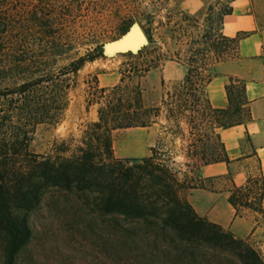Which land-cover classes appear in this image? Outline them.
I'll use <instances>...</instances> for the list:
<instances>
[{"label":"rangeland","instance_id":"obj_1","mask_svg":"<svg viewBox=\"0 0 264 264\" xmlns=\"http://www.w3.org/2000/svg\"><path fill=\"white\" fill-rule=\"evenodd\" d=\"M11 1L26 9L25 23L20 28L16 24L15 37L21 36L32 52L26 67L0 73V103L6 101L1 95L7 89L38 77L34 67L39 63L56 73L79 57L101 54L95 61L86 62L75 78L71 76L70 83L75 87L69 93L67 110L57 125L44 124L36 129L30 146L32 153L51 157L59 149H68L66 155H71L81 145L87 128L98 119L101 105L96 103L98 98H90L89 93L96 94V86L111 90L120 85L123 78L124 85L143 91L149 105L161 108V115L149 128L113 131L115 158L140 159L149 156L150 148L155 147L173 157L174 167L185 172L189 169L184 165L187 161L184 154L190 144L198 143L200 151L212 150L213 140L207 138L214 137L213 117H203V121L190 125V111L178 118L169 115L163 102L173 105L175 97L186 93L180 86L182 80L160 85L149 72L160 71L172 62L185 65L187 73L194 71L187 59L196 54L194 49H197L206 50L205 75H211L221 14L231 7L233 0ZM250 2L258 23L264 26V0ZM35 10H41L43 14H36ZM181 12L189 14L191 21L182 22ZM135 23L148 37L142 52L108 54L107 44L121 38ZM188 25V34L183 36L179 28ZM125 27L128 30L123 34ZM204 32L208 34L209 44L192 46V39L196 40ZM153 61L159 64L158 68L150 67ZM195 95L205 107L201 92H195ZM238 97L245 103L238 93H234L232 109ZM233 119L245 121L246 109ZM27 218L32 235L17 264H240L226 253L187 244L171 233L157 231L151 221L101 215L95 211L92 196L87 193L51 190ZM244 240L259 252L264 262V235H250Z\"/></svg>","mask_w":264,"mask_h":264},{"label":"trees","instance_id":"obj_2","mask_svg":"<svg viewBox=\"0 0 264 264\" xmlns=\"http://www.w3.org/2000/svg\"><path fill=\"white\" fill-rule=\"evenodd\" d=\"M42 12L35 10L36 14ZM231 12L229 7L221 14V23ZM26 15L22 4L15 6L11 0H0V73L26 67L30 62L32 51L21 36L15 37L16 24H19L18 28L22 27ZM179 15L184 23L192 19L187 13ZM194 23L198 24V21L194 20ZM187 27L189 25L179 28L183 36L188 34ZM219 29L214 62L235 57L241 39L246 36L239 34L227 38L222 35L221 26ZM127 30L125 27L122 33ZM196 38L190 42L192 46L209 44L205 32ZM205 51L194 49L196 54L188 57L187 62L194 71H189L180 83L186 93L175 97L173 105L163 102L164 108L176 118L190 111V125L203 121V117H213L217 129L244 124L249 119L248 114L245 121L233 119L244 110L245 103L240 102V97L232 109L234 93L244 99L245 84L242 81L234 80L227 85V109H213L206 100L202 107L200 97L195 95L211 80V75H205L208 66ZM100 56L79 57L56 73L39 63L34 67L39 74L36 79L24 81L1 95L6 101L0 103V264H17L32 235L27 217L51 190L87 193L92 196L95 211L101 215L151 221L157 231L171 233L181 242L226 253L240 264H264L259 252L247 240L198 217L186 199L190 190L204 188L196 177L199 167L227 160L221 145L211 151H200L198 143L190 144L184 154L187 159L184 165L189 169L185 172L174 167L173 157L155 147L150 149L149 156L140 159L114 157L113 131L150 127L161 115V108L149 105L140 88L124 85V78L111 90L94 87L98 96L89 93L90 98H98L96 103L101 105L98 119L87 128L81 145L71 155H66L68 149H59L51 157L30 151L32 136L40 125H57L61 121L69 106V93L75 87L70 83L71 76L75 78L86 62ZM158 66L153 61L150 67ZM236 84L239 85L237 88L234 87ZM228 201L236 210V216L242 217L246 211L261 214L262 178L249 179L247 185L233 187Z\"/></svg>","mask_w":264,"mask_h":264},{"label":"crops","instance_id":"obj_3","mask_svg":"<svg viewBox=\"0 0 264 264\" xmlns=\"http://www.w3.org/2000/svg\"><path fill=\"white\" fill-rule=\"evenodd\" d=\"M231 8V14L223 17L222 35L246 36L241 39L235 57L213 63L211 80L202 89L201 97L213 109H227V85L234 80L242 81L244 108L249 119L226 129L215 128L214 137L209 140H213V148L221 145L227 160L199 167L196 177L204 188L190 190L186 199L198 217L245 239L250 235H264V26L252 12L250 0H233ZM149 74L156 84L162 85L167 81H183L187 69L183 64L172 62ZM257 178L263 180L262 213L246 211L244 216H236L228 201L231 190Z\"/></svg>","mask_w":264,"mask_h":264},{"label":"water","instance_id":"obj_4","mask_svg":"<svg viewBox=\"0 0 264 264\" xmlns=\"http://www.w3.org/2000/svg\"><path fill=\"white\" fill-rule=\"evenodd\" d=\"M138 33L137 35L135 33ZM148 43V37L141 26L133 24L130 30L121 38L107 44L106 51L108 54L121 52H138Z\"/></svg>","mask_w":264,"mask_h":264},{"label":"bare ground","instance_id":"obj_5","mask_svg":"<svg viewBox=\"0 0 264 264\" xmlns=\"http://www.w3.org/2000/svg\"><path fill=\"white\" fill-rule=\"evenodd\" d=\"M135 34L137 35L138 33L136 32Z\"/></svg>","mask_w":264,"mask_h":264}]
</instances>
